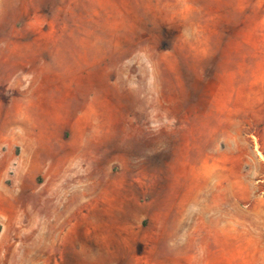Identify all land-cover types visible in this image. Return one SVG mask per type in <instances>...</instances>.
<instances>
[{
	"label": "rangeland",
	"instance_id": "obj_1",
	"mask_svg": "<svg viewBox=\"0 0 264 264\" xmlns=\"http://www.w3.org/2000/svg\"><path fill=\"white\" fill-rule=\"evenodd\" d=\"M0 264H264V0H0Z\"/></svg>",
	"mask_w": 264,
	"mask_h": 264
},
{
	"label": "bare ground",
	"instance_id": "obj_2",
	"mask_svg": "<svg viewBox=\"0 0 264 264\" xmlns=\"http://www.w3.org/2000/svg\"><path fill=\"white\" fill-rule=\"evenodd\" d=\"M71 110V109H70ZM13 210V209H12Z\"/></svg>",
	"mask_w": 264,
	"mask_h": 264
}]
</instances>
